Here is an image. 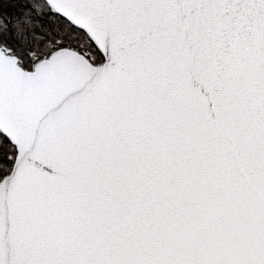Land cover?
<instances>
[{
    "label": "snow or ice",
    "instance_id": "obj_1",
    "mask_svg": "<svg viewBox=\"0 0 264 264\" xmlns=\"http://www.w3.org/2000/svg\"><path fill=\"white\" fill-rule=\"evenodd\" d=\"M0 264H264V0H0Z\"/></svg>",
    "mask_w": 264,
    "mask_h": 264
}]
</instances>
